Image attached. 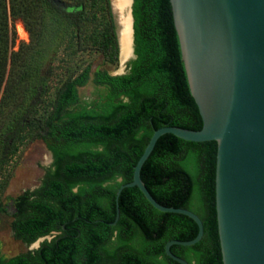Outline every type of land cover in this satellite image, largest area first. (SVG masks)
I'll list each match as a JSON object with an SVG mask.
<instances>
[{
	"label": "trees",
	"instance_id": "obj_1",
	"mask_svg": "<svg viewBox=\"0 0 264 264\" xmlns=\"http://www.w3.org/2000/svg\"><path fill=\"white\" fill-rule=\"evenodd\" d=\"M54 1L0 0V165L21 131L33 124L34 135L51 142L53 156L52 169L32 197L13 200L10 229L14 239L26 244L59 232L33 253L6 257L0 252V264H179L166 256L164 244L192 239L197 232L193 220L156 210L135 186L122 188L115 199L116 189L131 180L133 166L155 129L201 127L175 41L169 1L131 0L134 59L126 74L92 73V83L111 93L95 112L66 110L76 103V88L87 81L89 64L72 69L44 104L41 96L48 85L46 72L40 71V50L24 54L21 47L8 52L7 20L19 18L34 43L50 44L45 45L47 50L52 51L68 31L77 50L90 41L117 60L109 0H56L66 9ZM93 7L98 28L87 33L88 9ZM36 19L39 26L34 29L30 25ZM16 23L22 25L18 19ZM115 96L127 102H113ZM39 105L43 110L36 117ZM215 153V141L190 142L165 133L156 139L139 171L157 203L187 209L200 218L203 232L197 242L169 247L188 264H222L214 207ZM117 177L119 183L104 186ZM116 209L118 218L110 224ZM135 229L140 233L137 246L132 245ZM113 232V245L106 246Z\"/></svg>",
	"mask_w": 264,
	"mask_h": 264
},
{
	"label": "water",
	"instance_id": "obj_2",
	"mask_svg": "<svg viewBox=\"0 0 264 264\" xmlns=\"http://www.w3.org/2000/svg\"><path fill=\"white\" fill-rule=\"evenodd\" d=\"M189 92L201 118L199 130L162 126L149 136L131 180L161 212L179 213L197 226L190 240H169L164 253L202 236V223L184 208L157 203L139 178L142 163L162 134L190 142L215 141L214 207L222 264H264V0H168ZM57 6L66 9L59 1ZM132 21V19H131ZM118 218L116 209L114 224Z\"/></svg>",
	"mask_w": 264,
	"mask_h": 264
},
{
	"label": "rangeland",
	"instance_id": "obj_3",
	"mask_svg": "<svg viewBox=\"0 0 264 264\" xmlns=\"http://www.w3.org/2000/svg\"><path fill=\"white\" fill-rule=\"evenodd\" d=\"M56 1V0H55ZM60 2V1H59ZM65 6L62 2H60ZM113 2L109 0V7L114 23V29L117 30L116 20L117 15L113 14ZM131 9V0L129 4V15ZM96 8L88 9V25L87 33L94 32L98 28L97 22L99 18L93 17L92 14ZM48 15V13H46ZM44 16L45 13L43 12ZM18 19L21 24H14V20ZM7 20L8 39L10 41L9 51L16 52L19 48L24 54H33L40 50L42 59L40 60V71L45 73V81L48 85V91L41 96L42 102L48 104L52 99L54 89L61 83L67 74L76 67L80 69L89 64V74L87 81L76 88L77 101L75 104L67 107V112H95L98 111L99 105L103 104L107 98L111 97L110 91L103 85H95L92 83V73L94 71H104L109 75H121L129 72L131 61L134 59L133 44H132V29H131V45L129 56L125 60H121V52L119 48L118 38V56L114 60L111 56V51L104 54L101 49L95 47V44L87 42L86 47L80 50L76 49V44L70 32H64L60 41H56V47L53 50H47L45 45L38 46L32 41V33L26 29L23 21L19 18ZM132 22V21H131ZM36 29L39 24L36 19L35 23L30 25ZM131 27V24H130ZM93 35V34H92ZM54 42L51 45H55ZM29 44V45H28ZM28 45V47H25ZM19 57L16 61H19ZM8 63V62H7ZM8 66V65H7ZM113 102H127V99L122 96H115ZM43 104V105H44ZM42 105L37 107L35 114L38 117L42 113ZM36 126L25 127L21 131L19 137L13 144L11 153L6 161L0 165V252L4 256H12L18 253H33L42 243H50L55 236L59 234L57 231H51L48 234L37 238L34 242L26 244L16 240L12 236L10 229L11 214L14 211L13 200L19 196L32 197L31 193L35 190L42 177L47 171L52 169L53 156L48 146L51 144L49 140L42 139L38 135H34ZM120 178L117 177L114 181L105 183L104 186H113L119 183ZM194 209V203H193ZM195 211V210H194ZM140 238V233L135 229V237L132 241L133 246H137V240ZM114 241V232L112 233L106 246H112Z\"/></svg>",
	"mask_w": 264,
	"mask_h": 264
},
{
	"label": "bare ground",
	"instance_id": "obj_4",
	"mask_svg": "<svg viewBox=\"0 0 264 264\" xmlns=\"http://www.w3.org/2000/svg\"><path fill=\"white\" fill-rule=\"evenodd\" d=\"M112 2L113 14L117 15V30L115 32L121 52L120 58L121 60H125L129 56L131 45V18L129 15L130 0H112Z\"/></svg>",
	"mask_w": 264,
	"mask_h": 264
}]
</instances>
